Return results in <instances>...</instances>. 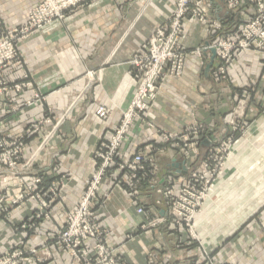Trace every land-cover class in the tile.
Segmentation results:
<instances>
[{"label": "crops", "instance_id": "0c3cea01", "mask_svg": "<svg viewBox=\"0 0 264 264\" xmlns=\"http://www.w3.org/2000/svg\"><path fill=\"white\" fill-rule=\"evenodd\" d=\"M36 3L37 0H0V30L15 29L29 5ZM205 4L209 20L219 22L221 31L210 30L207 24L192 19L186 22L181 40L187 51L183 75L166 82L145 122H134L123 146L124 155L131 158L140 151L150 154L154 146L160 145L159 136L149 128L151 122L173 133L198 122L215 139H220L228 134L232 118L243 116L250 121L261 117L264 50L242 54L229 67L225 82L215 81L212 75L218 65L217 58L206 74V66L212 60L210 50L202 57L193 54L194 50L214 44L222 32H233L237 26L252 20L254 9L247 6L234 18L223 0H209ZM173 11L174 0H91L88 7L79 10L68 22L56 24L48 32H35L19 43L23 64L6 70L5 81L17 83L28 75L31 86L20 94L2 97L0 117L8 135L16 137L46 113L51 114L53 122L25 145L20 169L27 182L40 175L43 187L57 186L64 200L56 206L53 218L41 223L29 240L25 236L27 232L17 225L32 217L36 202L14 210L9 221L0 218V255L20 237H25L27 247H40L47 235L64 228L67 211L84 193L96 171L93 152L100 140L114 134L137 92V83L128 65L130 55L144 46L156 27L169 21ZM87 72L96 74V83L87 78ZM37 96L44 100L32 108H24L25 102ZM240 100L243 110L236 107ZM101 107L110 111L106 120L96 116ZM205 142L200 149L202 153L208 145ZM168 150L156 156L159 177L161 181L172 180L177 186L180 177L188 174L184 169L186 160L182 154ZM232 164L237 167L236 174L226 172L213 187L212 204L198 217L200 238L204 247L213 252L215 264H264L263 118L250 129L249 137L237 144ZM240 180L243 187L254 188V199H246L244 194L237 196L235 190L237 201L229 209L228 221L219 223L221 230L207 229L204 223L212 219L218 210L216 205L220 201L228 204L229 191ZM26 185L17 178L1 175L0 195L5 193L8 197L5 201L10 202L23 194ZM100 195L108 198H104L103 205L99 199L94 200L93 208L111 232L108 245L130 263L148 264V254L153 249L166 254L172 264L205 263L202 246L188 244L182 232H166V226L160 227V231L139 229L146 223L144 216L137 214L139 204L153 207L155 199L147 186L136 194L139 203L127 200L124 190L106 179ZM236 212L239 215L234 218ZM52 257L46 264H72L53 249Z\"/></svg>", "mask_w": 264, "mask_h": 264}, {"label": "built area", "instance_id": "2783aa9c", "mask_svg": "<svg viewBox=\"0 0 264 264\" xmlns=\"http://www.w3.org/2000/svg\"><path fill=\"white\" fill-rule=\"evenodd\" d=\"M208 1L175 0L176 8L168 23L156 27L144 46L134 51L129 57L128 65L131 67V72L137 83V92L129 109L124 113L119 127L114 131V136L109 140H100L96 150L93 152L92 160L97 164V172L87 184L74 210L67 216V231L61 238L63 244L78 262L84 261L86 263L84 258L86 253L79 251L82 243H87L83 242L86 240L95 244L99 254L104 255L107 253L104 232L101 229V225L96 224L90 204L95 196L96 198L101 197L100 187L105 179L109 180L114 186L117 183L123 185L121 180L128 176L131 181L128 197L137 202L136 191L141 186L145 185L150 190H156V188L162 186V183L167 182V180H160L158 176L160 172L159 166L154 157L140 151L131 159H125L126 157L120 153V148L124 145L125 138L131 132L134 122L136 120L142 121L143 116L150 113L166 82L170 79L177 80L182 77L187 51L182 47L181 39L186 22L192 19V21L207 24L210 30L219 31L221 29L219 22L211 21L208 18L205 4ZM249 1L251 3L255 2L258 10L254 20L245 23L244 26L238 29L237 34H233L238 39H241V49L239 51H234L236 46L231 43L230 35H226L221 36L212 45L195 50L193 54L202 57V52L214 48L219 60L228 65L236 60L238 54L248 50L251 44H255L257 49L262 47L264 44V0ZM223 2L230 15L245 4L244 0H223ZM85 7H87V0H39V3L28 12L24 24L17 26L15 31H11L8 34H0V95L10 91L20 94L25 88L31 86L29 82L23 84V81H21L17 82L15 87H11L9 82L3 79L6 70L13 65L23 64L19 42L26 40L34 31L48 32L49 28L56 24L67 22L72 19L76 12ZM236 52L239 53L236 55ZM224 72L223 67L219 69L220 76ZM87 76L91 81H95L96 74L94 72H87ZM24 77L28 78V75ZM40 99L37 96L34 101H30L24 106H32L38 103ZM109 114L110 111L106 107H101L96 111V116L101 120H106ZM1 120L0 118V176H19L21 184H27L23 194L16 198L17 200L13 202V205L19 207L28 199H34L39 203L36 214L37 220H41L44 216L48 218V209L53 207L54 202L56 203L60 200L58 199L60 189L57 186L43 187V177L40 175L32 179L31 185L25 181L20 169V164L23 162L25 154V137H21L13 144H10L6 138L1 136L3 129V121L1 122ZM51 120V114L46 113L39 124L25 132V136L29 138L36 136L45 124L51 123ZM199 124L195 122L190 126L191 128L186 129H188L187 132L197 139L196 145H194L195 148L199 147L197 145H200L201 141H208L209 149L206 159L197 169L196 160L188 163V160L184 157L186 169L188 170L191 167L197 170L190 173L182 188L177 192H174L170 187L163 192L158 190V193L163 194L164 198L162 202L157 203L159 206L157 208L154 207L150 210L143 205L138 207V215H143L146 220L150 216L154 217L146 228L143 227L145 228L143 230L160 226L165 227L169 219H172L176 227L182 222H186V226L192 230V225H195L193 221L202 211L209 196L210 188L216 182L225 157L234 143L232 139H228L221 146L219 145L220 148L218 149L216 144L211 143L208 139V134H205V129ZM149 128L155 130L156 134L163 138L164 143L177 142L176 139H179L178 135H183L158 128L152 122L149 124ZM203 134H205L206 138L203 137ZM185 147L188 148L187 146ZM220 153H224L225 157ZM112 172L115 174L112 175ZM170 184L171 182L168 181V186ZM0 196L1 202L8 198L5 193H1ZM8 212L9 210L5 209L6 215L9 214ZM55 244L56 240L55 236H53L50 245L55 246ZM35 253L33 250L30 251L31 255ZM115 260L111 261L110 264L125 263L122 259ZM28 262L45 263L44 260L37 257L26 260L20 251L9 252L5 257L0 258V264H26Z\"/></svg>", "mask_w": 264, "mask_h": 264}, {"label": "rangeland", "instance_id": "374dc122", "mask_svg": "<svg viewBox=\"0 0 264 264\" xmlns=\"http://www.w3.org/2000/svg\"><path fill=\"white\" fill-rule=\"evenodd\" d=\"M90 1L91 0H87V7L90 5ZM100 1V0H99ZM252 1V0H251ZM245 4L243 7L239 8L238 11H236L235 13H233V16L235 18V16H238V14L243 11V9L247 6H251L253 9H254V17L252 18V20H254L256 18V15H257V6L255 5V2L251 3L249 0H244ZM39 3V0H37V3L35 5L32 6V4L29 5V8L26 10L25 14H24V17L23 19L20 20V23L17 25V26H20L22 24H24V22L26 21V17H27V14L28 12L30 11V9L34 6H36L37 4ZM86 8V7H85ZM176 8V2L174 0V10ZM174 12V11H173ZM77 14V12H76ZM173 14V13H172ZM171 18V17H170ZM170 20V19H169ZM251 20V21H252ZM68 22V21H67ZM66 23V22H65ZM168 23V22H167ZM247 23V22H245ZM244 23V24H245ZM64 24V23H63ZM244 24L240 25V26H237L236 29L233 31V32H222L220 37L221 36H226V35H230V39H231V43L234 44L236 46V49L234 51H239L241 48H240V42H241V39H238L237 36H234L233 34H237L238 32V29L242 26H244ZM165 25V24H164ZM16 26V27H17ZM16 27L15 29L13 30H7L6 28H3L2 30H0V34L3 33L4 34H8L10 33L11 31H15L16 30ZM221 31V29L219 30V32ZM35 32H38V31H34L30 34V36H32ZM29 36V37H30ZM28 37V38H29ZM219 37V39H220ZM27 38V39H28ZM218 39V40H219ZM182 40V39H181ZM217 40V41H218ZM216 41V42H217ZM215 42V43H216ZM20 43V42H19ZM19 45V44H18ZM182 45V44H181ZM209 46V45H208ZM182 47L186 50V48L182 45ZM204 47H207V46H204ZM255 44H251L250 47L248 48V50L246 51H243L241 52L240 54H238L239 52H236V55H237V58L236 60L244 53L246 52H250V51H253V52H262L264 50V44L262 45V47L260 48H255ZM20 48V47H19ZM203 48V47H202ZM200 49V48H199ZM212 49V48H211ZM211 49H208V50H211ZM208 50H205L204 52L208 51ZM195 51V50H194ZM193 51V52H194ZM202 52V54L204 53ZM216 58L218 60V65L215 69H213L212 71V75L215 79V81L217 82H225L227 77H228V69L230 66H232V64L236 61H234L233 63H230V64H225L219 60V58L217 57V53H216ZM215 58V59H216ZM220 65V67H219ZM21 66V65H20ZM219 67V68H218ZM224 68L225 72L224 74H222L221 76L219 75V69L220 68ZM12 68V67H11ZM213 68V67H212ZM211 68V69H212ZM87 76V74H86ZM88 78V76H87ZM3 79L5 80V73H4V76H3ZM90 80V78H88ZM173 80H176V79H173ZM23 81V84H27L28 82L31 84V81H30V77L28 76V78H25L24 76L18 81V82H21ZM91 81V80H90ZM7 82V81H6ZM91 82H95L96 83V77H95V81H91ZM11 87H15V85L17 84L16 82L15 83H9ZM28 88V87H27ZM163 91H161L162 93ZM10 93H13V91H10L9 93H4V94H1L0 95V99L4 96H6L7 94H10ZM160 95H158L159 97ZM39 98H41L39 101H42L44 100V97H41L39 96ZM36 98L30 100V101H34ZM30 101H27L24 103L27 104L28 102ZM38 101V102H39ZM241 101L238 103V105L236 107H239V109L242 108L243 110V105H241ZM23 105V106H24ZM36 104L32 105V106H24V108H32L34 107ZM245 105V104H244ZM152 111V109L150 110V112ZM240 111V110H239ZM261 111L260 113V118H256L255 120H250V121H247L243 116L242 117H234L232 118L230 121H229V132L228 134L223 137V138H220V139H215V135L214 134H211L209 133V131L207 130V128L203 125V124H199L201 125L204 129H205V134H208L209 136V140L211 141V143H214L216 144L218 147V149L220 148V146L225 143L228 139H232L233 140V144H232V147L230 149V152L228 153V155L225 157L224 156V153H220L221 155H223V157H225V160L223 162V165L221 167V170L219 171L218 173V177L216 178V182L217 180L220 178V176L224 173V175L231 171H234L233 172V175L236 174L237 170H236V166L235 164H232V160H233V157H234V153L232 155V157L230 158L231 154H232V148L233 146H235V150H237V144L239 142H243L245 141L248 137H249V134H250V129H252V127L257 123L259 122L262 118L264 120V105L261 106V109L259 110ZM147 116L148 115H144L143 116V120L142 122H145V120L147 119ZM1 118V117H0ZM2 119V118H1ZM40 120H37L35 123L31 124L26 131L28 130H31L33 129L35 125L39 124L40 123ZM3 121V119L1 120V122ZM4 122V121H3ZM3 124V129H2V137L6 138L10 144H13L17 139H20L21 137H25V143L27 144L28 141L34 139L36 136H33L31 138L25 136L26 133H23L21 134V136H16V137H13V136H10L8 135V133L6 132V124ZM53 122V120H51V123ZM49 123V124H51ZM195 123V122H194ZM193 123V124H194ZM197 123V122H196ZM49 124H45L44 126H47ZM149 123L146 122V125H148ZM192 124H190L189 126H186L184 127L181 131H179L178 133H181L183 135H178V138L179 139H176L177 142H169V143H164L163 142V138L162 137H158L160 140H159V144L160 145H157V146H154L152 148V152L148 155V156H151V157H154L155 160L157 161L156 159V156L159 154V153H163L164 152V149H168V151H170L171 153H180L182 154L187 160H188V163L191 162L192 160H196V165H197V169L199 168V166L201 165V163L206 159L207 157V152H208V149H209V144L207 145V147H204L206 148L205 149V152H201V148L203 147L204 145V142L201 141L200 145L198 144L197 146H199L198 148H195L194 145H196V140L195 137L187 132V130L189 128H191ZM43 126V127H44ZM188 128V129H186ZM186 129V130H184ZM25 131V132H26ZM172 133V132H171ZM205 134H203V137H205ZM212 135V136H211ZM114 136V134L108 138L107 140L111 139L112 137ZM128 137V136H126ZM206 138V137H205ZM127 138H125V142H126ZM209 141V143H210ZM124 142V144H125ZM208 142V141H207ZM179 145V146H177ZM220 145V146H219ZM123 146L120 148V153L125 156L126 158L125 159H131L128 155H124V152H123ZM185 146H187L188 148H186ZM191 147V148H190ZM96 150V149H95ZM234 150V152H235ZM144 153V152H143ZM197 155V157H195ZM158 163V162H157ZM96 165V171L94 173V175L96 174L97 172V164L95 163ZM159 168V167H158ZM197 169H193L191 167L188 168V174L186 177L182 178L180 177V181H179V184L176 186L172 180H170L171 184L168 186V180L166 183L162 184V186H159L160 188H156V190H151L152 193H154L155 195V199H154V204H153V207L157 208L159 207L157 205L158 202H162L163 201V194H159L158 193V190H162V192L164 190H166L168 187H170L174 192H177L179 191L181 188H182V185L184 184L185 181L188 180V177L190 175V173L192 171H196ZM159 171H160V168H159ZM160 173V172H159ZM115 173L112 172V175H114ZM93 175V176H94ZM223 175V176H224ZM92 176V177H93ZM159 176V175H158ZM222 176V177H223ZM14 178H17L19 180V176H12ZM221 180V179H220ZM254 180V179H253ZM258 180V178H257ZM121 182L123 183V185L121 183H117V185H119L125 192V196L127 198V200H129L130 202H134V200L130 199L128 197V194H129V186H130V180L128 178V176L124 179V180H121ZM215 183L212 184L211 188H210V193H209V196L207 198V201L205 202L203 208H202V211L205 212L206 209L208 208L207 206L208 205H211L212 204V198H211V191L213 189V187L215 186ZM220 182V181H219ZM30 185L32 183L31 182H28ZM239 184V185H238ZM235 185V187H232L229 191V194H228V197L230 196V199L228 201V204H224L223 201H220L219 204H217L216 206L218 207V210H216V213L214 214V216L212 217L211 220H208L207 223H204L205 225L207 224V229H212V231H216L218 230L220 227L219 226V223H221L222 220H224V222H227L228 219L230 217V207L231 206H234V204L236 203V196L233 194L235 192V190L237 191V196L240 195V194H244L246 196V199L250 198L251 199H254L253 197V194H255L254 192V188H248V186L244 185L243 187V183L240 182ZM257 185L260 184V181H257L256 183ZM33 186V184H32ZM142 187H145V185L141 186L137 191H136V194H138L140 191H141V188ZM148 187V186H147ZM25 189H26V186H25ZM232 194V196H231ZM138 197V195H136ZM1 198V196H0ZM104 198H108V197H97L95 196L94 199L91 200L90 204H91V211L93 212L94 214V218H95V222L97 225H101V229L102 231L104 232V236H105V242L107 244V253L104 254V255H101L99 254V250L95 247V244L92 243V242H88V240L86 241H83V242H87L85 244L82 243L81 245V248L79 249V251L81 252H85L86 255L84 256L85 258V261L86 263H84V261H80L78 262L72 255H71V252L66 248V246L63 244L62 242V236L63 234L67 231L66 229V224L64 225V228L62 230H60L59 232H56L54 234H51V235H47L48 237L46 238V240L43 241V243H41L40 247H27L26 245V239L29 240L30 236L34 235V233L39 230V227L41 225V223L43 222H46V221H50L52 218H53V215H54V211H55V208L58 204L62 203L63 200H64V196L62 195V192H59V198L60 200H58L56 203L54 202L53 204V207L51 209H48L47 211V214L49 215L48 218H46L45 216L41 219V220H37V209L39 208V203L38 201L34 200V199H28L27 201L24 202V204H27L28 202H31V201H34L37 203V209L35 211V213L32 215V217L30 219H26L24 221H22L20 224L17 225L18 229L20 230H23L27 233H25V236L27 235L26 239L25 237H20L19 240L17 239V242L11 246L10 248H8L4 253H2L0 255V258H3L6 256L7 253L9 252H21L23 253L24 255V258L26 260L30 259V258H33V257H37L38 259H42L44 260L45 264L48 263L49 261H51V259L53 258L52 257V249L53 250H56L59 255H62L63 259H68L70 262H72V264H110L111 261H116L115 259H122L123 262H125L124 264H132L130 263L128 260H126L124 257H121L120 255L117 254V249L112 247V246H109L108 245V238L110 237V230L107 229L102 221H100V219L97 217V215L95 214V211H94V208H93V204H94V200L96 199H99L100 201V205H103L104 204ZM211 198V199H210ZM17 199H13L11 200L10 202H6L5 200H3L2 202L0 201V206H1V210H0V218L2 219H5L7 221H9L11 219V214L14 210H17L19 208H21L24 204H22L21 206L19 207H16L13 205V202L16 201ZM80 200V198L78 199V201ZM103 200V201H102ZM226 200V199H225ZM249 200V202H250ZM78 201L74 204L73 207H71L68 211H67V216L69 215V213L71 211L74 210V207L76 206V204L78 203ZM140 202V199L138 197V203ZM222 202V203H221ZM141 205L145 206L147 209H152L153 207L152 206H146L144 204H142V202L139 204L138 207H140ZM162 208V207H161ZM160 208V209H161ZM5 209H8L9 210V214L6 215L5 214ZM138 209V208H137ZM242 209V208H241ZM240 209V210H241ZM239 210V211H240ZM7 211V210H6ZM201 211V212H202ZM200 212V213H201ZM202 212V213H203ZM200 215V214H199ZM199 215L196 217V219L193 221L195 223V225H192V230L189 229L187 226H186V222H182L180 225H178V227H176V225L173 224L172 222V219H169L168 220V224H167V229H166V232H168L169 230H174V232H182L183 235L186 237L187 239V243L188 244H194L196 245L197 247H201L202 246V250H203V262H205L204 264H215L216 260H215V257L213 255V252L212 251H208L205 247H204V243L202 242L201 238H200V232L198 231V228H197V220H198V217ZM239 214H237V212L233 215L234 218L238 217ZM145 218V217H144ZM146 219V218H145ZM154 219L153 216H150L147 220H146V223L141 225V227L139 229H141L142 231H147V230H143L147 227V225L149 224V222ZM66 222H67V217H66ZM25 226V227H24ZM145 227V228H143ZM161 227V226H160ZM160 227L157 229V228H150V229H154V230H159ZM148 229V231L150 230ZM221 230V228H220ZM160 231V230H159ZM210 231V230H209ZM193 232V233H192ZM171 233V232H170ZM170 234L167 233V236H169ZM24 236V235H23ZM55 236V240H56V244L55 246H51L50 245V242H51V238ZM131 237V236H130ZM24 238V239H23ZM131 239V238H129ZM191 245L187 246L188 248L190 247ZM33 250L35 251L36 253L35 254H30V251ZM9 251V252H8ZM148 264H172L171 262V258H169L166 254H164L163 252H160L158 249H153L151 250V252L148 254ZM26 264H36L34 262H28ZM120 264V263H119Z\"/></svg>", "mask_w": 264, "mask_h": 264}, {"label": "water", "instance_id": "95a60500", "mask_svg": "<svg viewBox=\"0 0 264 264\" xmlns=\"http://www.w3.org/2000/svg\"><path fill=\"white\" fill-rule=\"evenodd\" d=\"M206 46H208V45H206ZM210 52H211V54H212V60H211V62L206 66V74H207V75L209 74L210 69L212 68V65H213V63H214V60H215V58H216V49L212 48V49L210 50ZM205 143H208V142L206 141ZM184 169H186V168H184Z\"/></svg>", "mask_w": 264, "mask_h": 264}, {"label": "bare ground", "instance_id": "6f19581e", "mask_svg": "<svg viewBox=\"0 0 264 264\" xmlns=\"http://www.w3.org/2000/svg\"><path fill=\"white\" fill-rule=\"evenodd\" d=\"M234 150H235V146H233V148H232V154H231L230 158L232 157V155H233V153H234ZM223 175H224V173H223V174L220 176V178L217 180L216 184L219 183V181H220V179L222 178ZM216 184H215V185H216ZM212 192H213V189H212V191H211V195H212Z\"/></svg>", "mask_w": 264, "mask_h": 264}]
</instances>
